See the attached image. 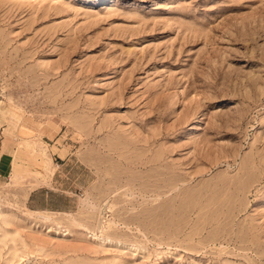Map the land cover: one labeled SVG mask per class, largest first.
<instances>
[{
  "label": "rangeland",
  "instance_id": "rangeland-1",
  "mask_svg": "<svg viewBox=\"0 0 264 264\" xmlns=\"http://www.w3.org/2000/svg\"><path fill=\"white\" fill-rule=\"evenodd\" d=\"M0 209V264H264V0H0Z\"/></svg>",
  "mask_w": 264,
  "mask_h": 264
},
{
  "label": "crops",
  "instance_id": "crops-1",
  "mask_svg": "<svg viewBox=\"0 0 264 264\" xmlns=\"http://www.w3.org/2000/svg\"><path fill=\"white\" fill-rule=\"evenodd\" d=\"M41 188H36L34 190H32L30 193H29V196H28V199H27V204L31 206V208L33 210H46L48 209V207L46 206H37V205H32V203H35V199L37 198L38 195H42L43 197H45L44 199L47 200L48 199V196H51L52 193L50 192V190H48L45 186V190L42 189V190H39ZM62 195V194H60ZM52 210H56V211H61L62 209L60 208H55V209H52Z\"/></svg>",
  "mask_w": 264,
  "mask_h": 264
},
{
  "label": "bare ground",
  "instance_id": "bare-ground-1",
  "mask_svg": "<svg viewBox=\"0 0 264 264\" xmlns=\"http://www.w3.org/2000/svg\"><path fill=\"white\" fill-rule=\"evenodd\" d=\"M2 211H1V209H0V213H1ZM57 231V230H56ZM61 232H63V231H61ZM60 232L59 231H57V234H59Z\"/></svg>",
  "mask_w": 264,
  "mask_h": 264
}]
</instances>
